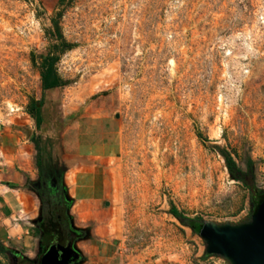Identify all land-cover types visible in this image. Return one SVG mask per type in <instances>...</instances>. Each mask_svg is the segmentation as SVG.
Wrapping results in <instances>:
<instances>
[{
	"label": "rangeland",
	"instance_id": "obj_1",
	"mask_svg": "<svg viewBox=\"0 0 264 264\" xmlns=\"http://www.w3.org/2000/svg\"><path fill=\"white\" fill-rule=\"evenodd\" d=\"M49 54L65 85L43 92ZM42 98L37 130L27 111ZM2 131L50 137L56 159L91 169L110 215L78 244L90 264H228L171 210L255 214L215 147L244 170L249 153L264 193V0H0Z\"/></svg>",
	"mask_w": 264,
	"mask_h": 264
},
{
	"label": "crops",
	"instance_id": "obj_2",
	"mask_svg": "<svg viewBox=\"0 0 264 264\" xmlns=\"http://www.w3.org/2000/svg\"><path fill=\"white\" fill-rule=\"evenodd\" d=\"M35 155L31 138L24 140L22 135L12 137L0 132V264H35L41 253L40 239L34 231L41 215V203L34 191L40 184ZM62 158L64 184L72 202L68 215L75 228L90 234L76 242V248L84 257L82 264H90L88 253L79 247L102 233L106 213L110 212L102 208L105 196L97 188L91 169L77 162L78 156ZM109 206L105 202V207Z\"/></svg>",
	"mask_w": 264,
	"mask_h": 264
},
{
	"label": "trees",
	"instance_id": "obj_3",
	"mask_svg": "<svg viewBox=\"0 0 264 264\" xmlns=\"http://www.w3.org/2000/svg\"><path fill=\"white\" fill-rule=\"evenodd\" d=\"M56 29V39L60 40L62 47L70 48V45L62 41V35L59 31V26L54 22ZM59 45L54 46V50H58ZM59 57L56 54H49L41 57L40 65V78L43 92L52 91L65 85V82L58 75L56 71V63ZM45 100L42 98L39 101L31 100L27 113L31 116L35 122L36 129L41 130L44 123L43 108ZM31 142L34 144L36 155L34 158L35 166L38 171V181L40 187L35 186L34 191L38 195L41 203V209L45 213V216L37 224L35 235L40 239L41 253L35 264H40L41 259L48 247L53 243L57 242L61 246L65 247L68 244L73 245V238H70L72 233L71 217L68 215V209L72 204L71 201L66 199L67 187L64 184V177L66 169H64L62 159H56L54 157V141L50 137H43L34 134L31 137ZM218 154L222 157L225 167L228 170L232 178L243 181L246 188L251 192L252 199L256 204L254 213H256L259 205L264 200V193L256 190L254 184V167L255 161L248 153L244 163L246 170H244L235 160L232 152L228 149L216 146ZM248 176L249 180L246 179ZM245 177V178H244ZM171 214L177 218L182 225L198 232L202 225L200 219H189L183 214L179 213L175 207H172ZM74 231V230H73ZM56 249V253L59 255L66 254L67 250ZM71 255V252H69ZM80 254V253H79ZM34 264V263H33Z\"/></svg>",
	"mask_w": 264,
	"mask_h": 264
},
{
	"label": "water",
	"instance_id": "obj_4",
	"mask_svg": "<svg viewBox=\"0 0 264 264\" xmlns=\"http://www.w3.org/2000/svg\"><path fill=\"white\" fill-rule=\"evenodd\" d=\"M66 199L71 201L67 193ZM71 226L79 231L73 221ZM198 234L206 244L207 254L220 257L228 264H264V200L250 219L238 224L203 222ZM55 245L59 250H71L75 257H68L65 253L58 256ZM79 255L76 244L63 247L55 241L48 247L40 264H79Z\"/></svg>",
	"mask_w": 264,
	"mask_h": 264
},
{
	"label": "flooded vegetation",
	"instance_id": "obj_5",
	"mask_svg": "<svg viewBox=\"0 0 264 264\" xmlns=\"http://www.w3.org/2000/svg\"><path fill=\"white\" fill-rule=\"evenodd\" d=\"M36 187L41 188V187H40V184L37 185ZM70 227H71V229H73L71 225H70ZM73 230H74V229H73ZM73 230H72V233H71V235H70V238H73V240H74L73 245H75L76 242H78L79 240L84 239L86 236L90 235L88 231H75V230L73 231ZM67 246H68V245H67ZM54 247H55V248H58V246H56V245H55ZM65 247H66V246H65ZM69 252H71V250H67V254H69ZM69 256H70V257H71V256L75 257V256L72 254V252H71V255L69 254ZM83 259H84V257H83L82 255H79V258H78V260H77V263H80ZM72 264H73V263H72Z\"/></svg>",
	"mask_w": 264,
	"mask_h": 264
},
{
	"label": "bare ground",
	"instance_id": "obj_6",
	"mask_svg": "<svg viewBox=\"0 0 264 264\" xmlns=\"http://www.w3.org/2000/svg\"><path fill=\"white\" fill-rule=\"evenodd\" d=\"M67 256L69 257V254H67Z\"/></svg>",
	"mask_w": 264,
	"mask_h": 264
}]
</instances>
